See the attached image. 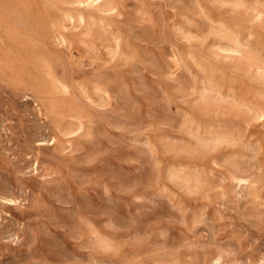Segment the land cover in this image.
Returning a JSON list of instances; mask_svg holds the SVG:
<instances>
[{
  "label": "rangeland",
  "instance_id": "1",
  "mask_svg": "<svg viewBox=\"0 0 264 264\" xmlns=\"http://www.w3.org/2000/svg\"><path fill=\"white\" fill-rule=\"evenodd\" d=\"M214 262L264 264V0H0V264Z\"/></svg>",
  "mask_w": 264,
  "mask_h": 264
},
{
  "label": "bare ground",
  "instance_id": "2",
  "mask_svg": "<svg viewBox=\"0 0 264 264\" xmlns=\"http://www.w3.org/2000/svg\"><path fill=\"white\" fill-rule=\"evenodd\" d=\"M91 1V3H95V4H97V5H99V3H102V2H104V0H90ZM116 8V7H115ZM83 10V9H82ZM79 21L80 22H82V21H84L83 20V18L82 17H79ZM62 37V36H61ZM61 39V38H60ZM62 40V39H61ZM63 42V41H62ZM59 83V82H58ZM67 86H64V85H60V88L63 90V92H65V93H67V88H66ZM58 88V87H57ZM69 91H70V89H69ZM65 116H66V114H64ZM68 116V115H67ZM71 117V116H70ZM75 117V116H74ZM69 119V118H68ZM67 120V119H66ZM63 121H65V118H64V120ZM65 122H68V121H65ZM81 127V126H80ZM79 128V127H78ZM77 128V129H78ZM72 130V129H71ZM53 141H54V139H53ZM5 199V198H4ZM8 200V199H7ZM219 260V259H218ZM217 262H214V264H216Z\"/></svg>",
  "mask_w": 264,
  "mask_h": 264
}]
</instances>
